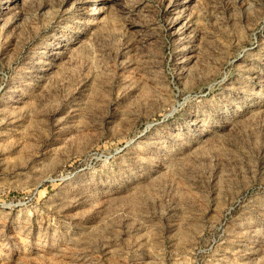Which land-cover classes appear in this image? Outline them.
<instances>
[{
    "label": "rangeland",
    "instance_id": "rangeland-1",
    "mask_svg": "<svg viewBox=\"0 0 264 264\" xmlns=\"http://www.w3.org/2000/svg\"><path fill=\"white\" fill-rule=\"evenodd\" d=\"M0 264H264V0H0Z\"/></svg>",
    "mask_w": 264,
    "mask_h": 264
}]
</instances>
